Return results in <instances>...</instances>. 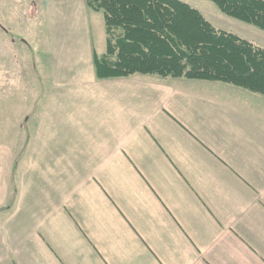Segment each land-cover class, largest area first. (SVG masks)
I'll list each match as a JSON object with an SVG mask.
<instances>
[{"label":"crops","instance_id":"1","mask_svg":"<svg viewBox=\"0 0 264 264\" xmlns=\"http://www.w3.org/2000/svg\"><path fill=\"white\" fill-rule=\"evenodd\" d=\"M201 4L215 27L264 48V30ZM51 8L52 25L68 12ZM75 41L60 42L35 91L43 104L9 122L0 264H264V97L219 81L99 78L91 32L83 50Z\"/></svg>","mask_w":264,"mask_h":264},{"label":"trees","instance_id":"2","mask_svg":"<svg viewBox=\"0 0 264 264\" xmlns=\"http://www.w3.org/2000/svg\"><path fill=\"white\" fill-rule=\"evenodd\" d=\"M224 14L264 30V0H210ZM102 12L106 52L99 78L133 75L227 83L264 96V48L215 27L182 0H85Z\"/></svg>","mask_w":264,"mask_h":264},{"label":"rangeland","instance_id":"3","mask_svg":"<svg viewBox=\"0 0 264 264\" xmlns=\"http://www.w3.org/2000/svg\"><path fill=\"white\" fill-rule=\"evenodd\" d=\"M80 1L0 0V156L7 152L5 139L11 134L10 120L16 119L23 107L31 102L35 103L39 97L35 95V91L40 93V89L47 86L44 81L53 79L52 75L46 73L53 66L52 58L60 53V42L63 39L68 38L69 35L75 36L76 41L73 43L77 51H81L84 48L85 37L88 38L91 32L94 50L98 54L105 53L106 30L103 14L93 11L86 4L85 8L80 10ZM182 1L202 10L204 7L201 2L208 3L210 7L217 9L210 0ZM52 4L55 8L68 7L66 14L60 11L59 20L53 25L49 21ZM73 7H77V14L72 13ZM41 8H44L43 15L37 17L35 11L38 13ZM206 14H209V10ZM28 19H31L30 22ZM81 56L84 55L81 54ZM12 58L19 59L20 63L14 62ZM36 63L40 67L37 71L34 69ZM51 86L48 84V89ZM235 96L232 95L230 98L233 99ZM36 103L43 104V101L38 100ZM36 103L32 104V107L36 106ZM4 163L0 162L1 169Z\"/></svg>","mask_w":264,"mask_h":264}]
</instances>
